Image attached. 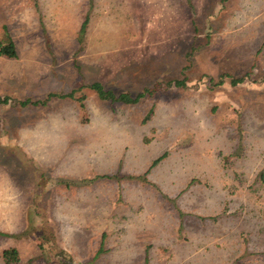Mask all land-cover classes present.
I'll use <instances>...</instances> for the list:
<instances>
[{
  "label": "rangeland",
  "instance_id": "374dc122",
  "mask_svg": "<svg viewBox=\"0 0 264 264\" xmlns=\"http://www.w3.org/2000/svg\"><path fill=\"white\" fill-rule=\"evenodd\" d=\"M0 39V264H264V0H0Z\"/></svg>",
  "mask_w": 264,
  "mask_h": 264
},
{
  "label": "trees",
  "instance_id": "16d2710c",
  "mask_svg": "<svg viewBox=\"0 0 264 264\" xmlns=\"http://www.w3.org/2000/svg\"><path fill=\"white\" fill-rule=\"evenodd\" d=\"M190 4H191V0H189ZM192 9L194 10V7L192 6ZM86 27V21L82 24V30H84ZM2 56H7V57H16L17 56V51L15 48L14 43L11 40L8 39H0V57ZM225 79L229 80V82L232 85H238L240 82H242V78H238V77H234V75H232L231 73H227L224 74L222 81H224ZM264 80V78H263ZM173 83H175L177 86H184L185 81L183 80H177V81H173V82H169L167 87L172 86ZM91 87L97 92L98 96L103 99V100H109V101H113V102H122L125 104H135L138 103L142 98H144L146 96V94L150 93L152 90L151 89H146L144 92L136 95V96H132L129 93H121V94H117L115 91L113 90H109L106 89L102 83L100 82H95L91 85ZM75 91H72L68 94V96L74 97ZM60 96V97H64L67 95H57V94H51L49 95L48 99L46 101H35L32 102V104L35 105H46L48 103V101L54 97V96ZM9 98L8 97H0V103H8ZM31 101L26 100L23 102L24 105L29 104ZM153 111V109L151 110V112ZM167 153L162 154L161 156H159L158 158H156L151 167L149 168V170H151L152 168H154L155 166H157L164 158H166ZM3 258L5 260V264H13L16 263L19 259V255H18V251L17 249L13 248L12 250L6 249L3 252Z\"/></svg>",
  "mask_w": 264,
  "mask_h": 264
},
{
  "label": "crops",
  "instance_id": "0c3cea01",
  "mask_svg": "<svg viewBox=\"0 0 264 264\" xmlns=\"http://www.w3.org/2000/svg\"><path fill=\"white\" fill-rule=\"evenodd\" d=\"M1 58V57H0Z\"/></svg>",
  "mask_w": 264,
  "mask_h": 264
}]
</instances>
